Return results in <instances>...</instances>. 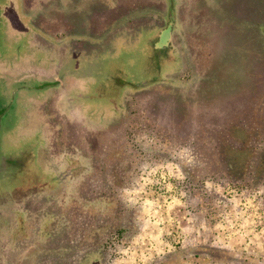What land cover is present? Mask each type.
I'll use <instances>...</instances> for the list:
<instances>
[{
	"label": "rangeland",
	"instance_id": "rangeland-1",
	"mask_svg": "<svg viewBox=\"0 0 264 264\" xmlns=\"http://www.w3.org/2000/svg\"><path fill=\"white\" fill-rule=\"evenodd\" d=\"M80 1L48 0L63 11L64 85L42 113L0 93V264H78L69 240L92 223L81 218L71 237L63 210L90 170L70 143L87 132L110 133L112 154L141 149L122 191L134 234L110 264H264V0H88L95 11ZM1 32L0 54L15 61L23 44ZM38 57L18 69L51 72ZM34 79L0 91L33 95Z\"/></svg>",
	"mask_w": 264,
	"mask_h": 264
},
{
	"label": "trees",
	"instance_id": "trees-1",
	"mask_svg": "<svg viewBox=\"0 0 264 264\" xmlns=\"http://www.w3.org/2000/svg\"><path fill=\"white\" fill-rule=\"evenodd\" d=\"M263 36H255V39L260 40ZM259 50L261 49H255V51ZM125 129L124 125V132ZM110 135V133L102 135L86 134L84 138L78 140V145L76 144L77 152L87 160L90 170L78 182L71 203L64 209V219L71 237L74 230L79 226L81 218L92 223L88 234L83 235L84 239L81 243L69 240L70 247L73 250L72 255H78L79 257L78 264H83L91 255L94 256L92 264H110L114 261L112 255L118 254V250L125 248L128 240L134 234L130 225L124 221L122 210L124 209L123 212L127 211V205L122 199V191L130 185L131 173L133 174L141 161V149L133 144L127 145V142H124L123 148L112 154L110 153V146L104 143L106 139H103ZM84 140L87 141V144L80 145ZM86 149L89 150L87 154L83 152ZM260 150L258 147H254L256 155L262 154V152H259ZM211 151L206 152L211 153ZM223 159L220 161L221 164H226V168L227 166L232 168V171L237 175H239L238 172L245 176L249 173L248 162L239 170L234 160L228 156ZM185 242L178 249L186 250L185 248L193 245L195 240L187 237ZM88 244L91 247L83 250L82 248ZM184 244L186 246H183ZM182 255H202V253L191 251Z\"/></svg>",
	"mask_w": 264,
	"mask_h": 264
},
{
	"label": "crops",
	"instance_id": "crops-1",
	"mask_svg": "<svg viewBox=\"0 0 264 264\" xmlns=\"http://www.w3.org/2000/svg\"><path fill=\"white\" fill-rule=\"evenodd\" d=\"M140 1L144 0H137V4H139ZM58 2H60V0H55V3ZM48 4V0H11L9 2V5L6 8V10H8V18L11 22V24H8L7 26L9 28L8 34L15 43L23 44V46L19 47L20 49H22L21 51L15 52V54L19 57L18 59L14 58L16 59L15 61H11L9 60V58L0 54L2 56L0 57V82L2 84V87L12 88V84L23 83L28 79H32L33 77L37 78L34 80L43 83V85L31 88L33 95L30 94L27 88H23L14 90L12 92L13 98L11 97V100H13V104L17 107H21L19 110L26 109V107H31L34 112H37V114L42 113L43 105L46 104V99L49 96L52 97L53 95H56L58 93V89H60L62 85H64L63 81L60 78V75L55 71L56 67L58 69L62 67V65L58 66L57 64L55 65V63H57V59L60 56L59 52L63 51L62 45L64 42L61 40L62 30L64 29L65 25L62 15L63 11L60 6H56L50 13L48 12ZM84 4L88 5V8H90L92 11L96 10L93 2H89L88 0H81L79 3V8H83ZM104 6L105 4H102V6L100 7L103 8ZM105 9L109 10L107 6L105 7ZM114 10L116 11L117 9L114 8L113 10H111V13H113ZM126 10L132 12L136 11V9H131V5H128V7H126ZM80 21L81 24H83V22H85L86 20L85 18H83L80 19ZM101 23L103 28L98 29V25H100ZM105 27V18H99L92 23V28L89 30L93 34H98ZM88 28H90V23ZM96 29H98L97 32ZM39 55L46 56V63L50 61L51 65L53 66L51 72H43L40 70L41 74H39V71H35L34 73L33 70V73L30 71V74H28V69H18L19 65L17 64L23 60L33 65L38 62L42 63L43 61L42 59H39ZM5 91H8L9 93L11 92L9 90ZM70 131L71 127H68L66 129V132ZM85 133L86 132L81 134ZM69 135H72V133H70ZM74 138L75 135H72V139ZM70 143H72V145L75 147L77 146L72 141ZM64 211L65 210H63V212ZM51 247H53V245ZM53 248L56 253H52L51 255H57L59 253L60 246L56 244ZM87 261L88 259L83 264H90Z\"/></svg>",
	"mask_w": 264,
	"mask_h": 264
},
{
	"label": "flooded vegetation",
	"instance_id": "flooded-vegetation-1",
	"mask_svg": "<svg viewBox=\"0 0 264 264\" xmlns=\"http://www.w3.org/2000/svg\"><path fill=\"white\" fill-rule=\"evenodd\" d=\"M10 1L11 0H0V12L2 13V17L0 18V31H2L1 33H4L6 35L8 34V30H9V28L7 26H8V24H11V22L8 18V10H6ZM1 85L2 84L0 82V88H2ZM0 93L3 95L10 94L11 97L13 98L12 92L9 93V92L4 91V89H2L0 91ZM1 123L2 122H0V133H2V130H3V126ZM1 144H2V139H0V147H1ZM0 160H1V149H0Z\"/></svg>",
	"mask_w": 264,
	"mask_h": 264
}]
</instances>
